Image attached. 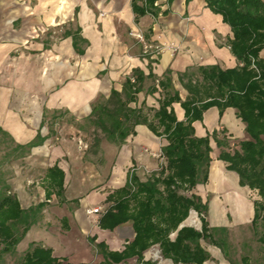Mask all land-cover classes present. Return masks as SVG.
<instances>
[{"label": "crops", "instance_id": "obj_1", "mask_svg": "<svg viewBox=\"0 0 264 264\" xmlns=\"http://www.w3.org/2000/svg\"><path fill=\"white\" fill-rule=\"evenodd\" d=\"M152 7L156 13L137 15L132 0H0V126L16 143H33L9 184L22 208L45 203L41 219L22 241L51 248L62 263L96 264L92 238L120 251L134 239L129 223L108 228L100 220L116 201L110 195L127 183L130 173L144 178L160 168L159 155L167 143L147 124H138L122 145L101 146L100 156L95 157L87 142L79 145L87 135L82 123L90 121L94 104L112 89L122 91L136 70L146 76L153 72L158 78L169 72L185 99L188 91L181 73L200 66L241 65L229 45L230 25L206 0H155ZM260 56L264 57V48ZM156 83L158 90L149 92L153 81L146 77L137 102L131 105L145 101L149 107H159L162 90L158 79ZM174 108L178 119H184L181 104L175 102ZM193 124L198 136L214 130L223 135L226 129L232 141L247 137L233 107L220 117L219 108L211 106ZM211 145L208 181L194 189L208 203L209 226L229 227L230 218L232 226L252 222L256 199L249 193L253 189L227 168L213 139ZM121 153L124 161L116 171ZM34 172L41 174V180L32 177ZM61 179L59 194L56 183ZM97 206L104 211L87 213V208ZM240 207L245 209L243 217ZM184 225L188 224L180 227ZM175 236L173 232L171 237ZM83 237L85 241L79 243ZM130 259L137 260L114 264Z\"/></svg>", "mask_w": 264, "mask_h": 264}, {"label": "trees", "instance_id": "obj_2", "mask_svg": "<svg viewBox=\"0 0 264 264\" xmlns=\"http://www.w3.org/2000/svg\"><path fill=\"white\" fill-rule=\"evenodd\" d=\"M148 1L146 6H141L133 0L137 15L150 10L156 13L157 8L152 7L155 0ZM206 1L230 25L233 36L228 39L229 45L241 65L234 68L200 66L181 73L180 81L188 91L185 99L176 89L169 72L158 78L153 72L146 76L136 70L126 79L122 91L112 89L109 96L102 97L92 108L90 122L96 133L103 135H95L90 147L94 154L100 151L104 139L122 145L136 132L138 124H147L158 136L167 139L162 147L164 161L159 169L144 178L130 173L127 183L110 195L116 201L106 210L100 225L114 228L127 222L135 237L121 251L109 249L104 242L95 243L92 238L104 264L120 263L132 257H136L139 264H155L144 258L145 251L154 244L160 246L165 258L176 264H207L210 253L202 245V239H210L219 247L226 244L224 237L216 238V234L227 232V228L209 226L205 216L208 203L194 192L199 184L208 181L212 139L220 149L219 158L227 162L228 169L239 174L240 183L257 190L260 199L255 200L252 225L257 226L259 221L264 224V57L260 56L264 48V0ZM146 77L153 81L149 92L158 90L157 79L162 90L157 108L147 106L145 101L141 105H131L137 102ZM175 102L185 110L182 120L177 117ZM211 106L219 108L220 117L226 108H235L245 124L247 137L232 141L225 134L226 129L221 131L223 135L214 130L206 136H198L193 123L202 120L204 112ZM0 134L9 138L23 156L33 146V143H16L1 126ZM56 184L61 194L63 179ZM44 205L39 203L24 209L9 182L0 188V253L16 248L28 229L41 219ZM191 209L202 214L200 230L188 225L180 227ZM173 232H176L174 238L171 237ZM259 239L264 243V232ZM20 264L62 262L53 255L51 248L34 243Z\"/></svg>", "mask_w": 264, "mask_h": 264}, {"label": "rangeland", "instance_id": "obj_3", "mask_svg": "<svg viewBox=\"0 0 264 264\" xmlns=\"http://www.w3.org/2000/svg\"><path fill=\"white\" fill-rule=\"evenodd\" d=\"M182 93L183 95L185 94L184 90H182ZM82 125L85 127L83 130V132H85L84 135H87L86 138L82 140L83 144H81V140H79V145L84 146V143L87 142L88 149L91 151L90 147L95 141V135H100V137H103V135L98 132L96 133L90 121H85L84 123H82ZM101 144L105 149L115 148L114 143L105 139ZM100 151L95 154V157L100 156ZM22 156L23 155H21V150H15V144L12 143L9 138L5 137L3 134H0V188L6 182H9L10 179L16 176V172L21 166L19 161L21 160ZM123 157V153H121L115 166L116 171L121 167V164L124 161ZM163 161L164 158H162L160 166L162 165ZM32 177H36L34 178L35 180L39 178L41 180L40 173L34 172L32 174ZM12 192L14 193V189H12ZM249 197L252 200L260 199L257 190H251L249 193ZM239 213L240 217L245 216V209L243 207H240ZM192 215H194L195 217H193ZM201 216L202 214H199L194 209H191L189 216L182 223H186L188 224V226H193L200 230L202 227ZM205 216H207V213H205ZM233 221L234 220L230 218V222H232V224L234 223ZM232 224L229 225V227H226L227 232L224 233L223 231H219L216 234V238L224 237L226 244H224L223 247H219L216 244L212 243L210 239H202V245L210 253L207 264H264V243L259 239L261 234L264 232L263 222L259 221L258 225L255 227L252 225V222L239 223L234 226H232ZM83 241H85L84 237L82 239H79V243ZM33 244L34 243L29 242L28 239H25L23 241L21 240V242L18 243L14 250H11L7 253H0V264H20L23 261L26 252L31 247H33ZM93 250L95 252V255L97 256L96 264H104V259L99 249L94 246ZM157 250H160L159 245H154L153 247H151L146 258L151 260L152 262H155V264H161L164 258L161 253L160 256L157 257ZM99 259L101 260L100 263L98 262ZM164 261L166 262L165 264H175L170 259H164ZM124 264H139V262L136 259H130Z\"/></svg>", "mask_w": 264, "mask_h": 264}, {"label": "built area", "instance_id": "obj_4", "mask_svg": "<svg viewBox=\"0 0 264 264\" xmlns=\"http://www.w3.org/2000/svg\"><path fill=\"white\" fill-rule=\"evenodd\" d=\"M133 1V0H132ZM137 37H141L139 34H136ZM142 38V37H141ZM253 66H254V63H253ZM87 147V146H86ZM160 157L164 158L163 156V152L159 155ZM133 172V171H132ZM87 213L89 214H92V213H101L104 211V209L101 207V206H97V207H93V208H87ZM160 253H161V249L160 250H157V257L160 256Z\"/></svg>", "mask_w": 264, "mask_h": 264}, {"label": "water", "instance_id": "obj_5", "mask_svg": "<svg viewBox=\"0 0 264 264\" xmlns=\"http://www.w3.org/2000/svg\"><path fill=\"white\" fill-rule=\"evenodd\" d=\"M182 225V224H181Z\"/></svg>", "mask_w": 264, "mask_h": 264}]
</instances>
